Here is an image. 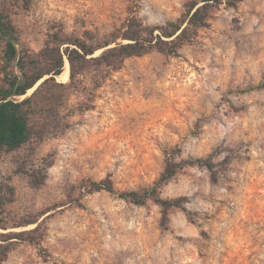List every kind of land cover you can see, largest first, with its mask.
I'll return each mask as SVG.
<instances>
[{
  "label": "rangeland",
  "instance_id": "374dc122",
  "mask_svg": "<svg viewBox=\"0 0 264 264\" xmlns=\"http://www.w3.org/2000/svg\"><path fill=\"white\" fill-rule=\"evenodd\" d=\"M190 1L12 0L11 18L37 51L59 26L81 35L104 34L129 16L161 24ZM260 83L264 0H223L175 55L126 58L97 89L94 107L72 115L66 130L0 154V182L15 190L1 219L39 224L12 242L3 264H264ZM80 99L73 91L69 105ZM169 154L202 162L161 186V197H186L165 220L150 199L135 204L90 192L91 182L105 178L117 191L149 188ZM33 173L44 181L35 184Z\"/></svg>",
  "mask_w": 264,
  "mask_h": 264
},
{
  "label": "trees",
  "instance_id": "16d2710c",
  "mask_svg": "<svg viewBox=\"0 0 264 264\" xmlns=\"http://www.w3.org/2000/svg\"><path fill=\"white\" fill-rule=\"evenodd\" d=\"M11 1L0 0V154L20 148L31 139H42L46 133L66 130L72 115L94 107L96 91L110 71L120 68L126 58L151 51L177 54L199 29L209 24L211 9L223 2L193 0L177 19L150 26L129 16L104 34L91 31L68 34L59 26L48 32L43 46L34 51L23 43L12 22ZM65 62L68 63V79L58 81ZM263 86L264 83H260L257 87ZM30 89L33 90L28 93ZM73 91L80 93L81 99L71 106L69 99ZM199 162L201 159L177 162L169 154L162 172L149 188L117 191L111 180L105 178L91 182L90 192L105 190L135 204L150 199L160 206L165 220L169 209L184 208L186 197H161V186L180 168ZM205 164L212 169V163ZM31 176L35 184H41L45 178L37 173ZM14 194L12 185L0 182V216L6 213L5 205L14 200ZM34 223L31 229L9 230V227ZM0 228L4 230L0 232V264H3L12 242L30 236L38 230L39 224L36 219L7 223L0 217Z\"/></svg>",
  "mask_w": 264,
  "mask_h": 264
},
{
  "label": "bare ground",
  "instance_id": "6f19581e",
  "mask_svg": "<svg viewBox=\"0 0 264 264\" xmlns=\"http://www.w3.org/2000/svg\"><path fill=\"white\" fill-rule=\"evenodd\" d=\"M97 53H99V52H97ZM97 53H96V54H97ZM68 73H69L68 63L65 62V68H64L63 72H61V74H60L58 77H60V78H66V77L68 76ZM32 90H33V89H30V90L28 91V93H30ZM22 97H23V96H22Z\"/></svg>",
  "mask_w": 264,
  "mask_h": 264
},
{
  "label": "water",
  "instance_id": "95a60500",
  "mask_svg": "<svg viewBox=\"0 0 264 264\" xmlns=\"http://www.w3.org/2000/svg\"><path fill=\"white\" fill-rule=\"evenodd\" d=\"M1 229V228H0ZM0 232H4V230L3 229H1V231Z\"/></svg>",
  "mask_w": 264,
  "mask_h": 264
}]
</instances>
